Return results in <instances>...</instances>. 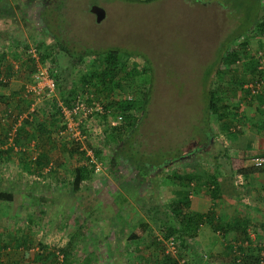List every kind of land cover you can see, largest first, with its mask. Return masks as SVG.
I'll use <instances>...</instances> for the list:
<instances>
[{
    "label": "rangeland",
    "instance_id": "obj_1",
    "mask_svg": "<svg viewBox=\"0 0 264 264\" xmlns=\"http://www.w3.org/2000/svg\"><path fill=\"white\" fill-rule=\"evenodd\" d=\"M36 1L0 0V68L9 66L11 69L12 65L13 71L6 77V84H0V115L6 106L25 112L27 104L36 99L25 93L24 88L18 93L20 86L29 83L32 73L26 72L25 67L19 77V67L23 64L29 68L28 50L33 48L41 52L43 48H37L39 43L51 46V54L39 59V63L48 65L60 87L75 94L80 91L77 87L79 76L97 65L96 52L107 48L127 52L118 75L119 79L122 76L121 87L104 90L94 82L90 83L91 94L101 102L108 98H140L144 93L147 96L144 109L133 112L135 125L122 144L105 140L104 134L110 126L107 115L91 118V126L96 131L88 134L84 145L92 151L98 149L100 162L94 153L93 157L100 164L98 170L77 186L72 182L74 171L81 163H86V155L74 141L57 136L59 125L52 113L54 105L50 97L41 96L36 101L35 114H26L27 121L19 122L30 131L20 134L26 142L27 133L36 132L37 123L45 125V132L37 135L44 136L43 142L37 139V143L47 150L49 170L54 171L48 174L46 167L42 177L37 178L22 173L20 164L15 165L23 163L22 159L27 161V154H21V150L10 152L6 160L0 159V191L11 194L10 201H0V264H160L165 239L160 222L166 216L164 204L175 198L174 191L180 188L163 174L169 170L183 174L194 166L193 171L199 172L196 179L199 181L206 171L214 168L215 161L220 160L222 156L215 154L224 147L230 149L236 145V149H242L233 155L242 162L252 153L237 148L242 146L244 138L228 143V136L220 130L215 115L206 110L204 90L220 85L215 82V73L226 49L230 50L249 35L247 48L254 50L260 40L250 37V33L264 12V0H40L43 25L48 26L49 33L31 23L33 17L27 18L28 10H32L30 6ZM91 5L102 8L100 20L96 21V16L90 12ZM52 7L56 8L53 25L49 23L53 13H48ZM54 42L64 46L65 51ZM70 53L80 55V61L73 62ZM246 62L241 55L233 69L235 77L243 75L248 83L251 73ZM129 71L138 74H129ZM225 83H221L222 87H226ZM244 90L242 85L236 84L226 88L223 96L226 104L236 108L235 112L231 111L230 124L238 125V135L248 138L252 137V133L247 132L249 127L255 128L262 118L259 116L254 124L250 122L248 108L257 100L245 95ZM54 97L62 99L56 91ZM45 110L51 113L43 114ZM253 112L255 114V110ZM2 126L5 130L6 123ZM262 132L259 130L258 135L251 138L252 144H261ZM129 143V149L125 148ZM28 144L25 147L19 144L18 149H27ZM112 155L122 161L111 169L108 160ZM144 165L149 167L144 170L146 177L137 178V195L119 205L117 192L121 176L125 172L135 176L134 171H129L135 166L144 168ZM252 167H245L243 173L264 171ZM56 173L60 179L51 181L50 176ZM247 178L251 177L241 179L244 182ZM198 183H193L191 188L187 185L185 189L204 195ZM237 186L242 188L243 184ZM206 193L209 195L208 191ZM199 199L205 200V197ZM217 213L223 215L221 211ZM138 215L148 222L149 231L139 241L129 240V225ZM263 215L245 226L252 232L251 243L264 239L260 228ZM168 220L178 226L173 218L165 219ZM229 220L219 219L225 227L231 223ZM212 226L213 223L204 220L198 226L199 230H207L209 238L213 239L208 248L184 240L188 249L180 246L179 264H192L187 256L190 248L197 256L204 255L206 262L217 261L212 246L219 239L213 234L217 228L214 230ZM21 239L29 244L27 248L17 244ZM67 242H70V249L64 255L58 249ZM228 251L232 253V248ZM224 261L230 264V256Z\"/></svg>",
    "mask_w": 264,
    "mask_h": 264
},
{
    "label": "trees",
    "instance_id": "obj_2",
    "mask_svg": "<svg viewBox=\"0 0 264 264\" xmlns=\"http://www.w3.org/2000/svg\"><path fill=\"white\" fill-rule=\"evenodd\" d=\"M48 11H49L48 12L49 14L53 13L49 19V23L53 25V22L55 19L54 16L56 15V12H55L56 8L52 7V10H48ZM41 14H43L42 11H41ZM40 21L41 19L39 20V23L41 24ZM263 25H264V12L259 18V20L256 22L255 30H253V32L250 33L251 34L250 37L251 36L257 37L260 40V41H257L256 47L254 48V50L257 48L259 49L263 46L261 39H260ZM43 27H44L43 29L44 32L49 33L47 29L48 26L47 28L45 26ZM52 37L56 38V35H52ZM248 38H249V35L246 36V38L242 39L240 42H238L236 46L231 47L230 50H227V49L225 50V52L221 56V66L219 69L216 70V73H215V82H217L220 85H216V87L207 88L204 90L205 98H206V103H205L206 110L208 111V113L215 115L220 130L223 133H225L226 136L229 137V139H234L237 136L239 130L238 128L235 127V125L230 124L231 122L229 121L230 119L229 117L231 115V111L236 110V108L235 106H231L225 103V99H224L225 97L223 96V91L228 87L236 86V84H239V86H241L242 83H246L248 81V79H246L245 76L243 75H241L240 77H235L236 72H234L235 70L233 69L234 64L236 63V61H238L241 58V55H243L245 60H247L246 66L248 67L249 72L251 73V76L249 78L253 79L252 77L254 76V74L259 73V70H257L256 62L253 59L254 50L250 51V49L247 48ZM56 43L58 45V48L61 51H65L64 46H62L61 44H58V42H54V44ZM41 47L43 48L41 52L38 51V49L37 51L35 50L38 60L39 59L43 60L51 54V46H47V45L44 46L41 43H39L37 48H41ZM95 54H97V57H98L97 65L96 66L94 65L88 72L86 71L79 76L77 87H79L80 91L76 94L72 93L73 91L70 89L66 90L60 87V85H58V80L56 78V75L50 72V75L52 76L54 83H55V91L57 92V95L59 96V98H62L60 100L63 101V103L68 105L70 101L73 100V98H75V95L81 94V96H84L85 92L87 91L91 92L92 89L90 88V83L92 84L94 82L97 84L99 83L101 88L104 90L105 88H109V87H121L120 80L122 79V76L119 79L118 75L121 74V71L125 63L124 58L128 55V53L118 48H107L103 51L96 52ZM70 56L74 59L73 62L80 61V58H81L80 55L71 54ZM26 60L28 61L29 68L27 66H23V64H20V67L18 65L19 70H20L19 77L22 76L23 74L22 72L25 69V67H26L25 69L26 72H32V73L36 68L34 58L31 57L30 53L27 54ZM10 73L11 74L13 73L12 65H11V69L9 66L3 69L0 68V84L1 83L6 84V81L8 80V78L6 77L8 75H11ZM128 73L135 74V75L136 73L138 74V72L136 71H129ZM223 81H226L225 83L226 87H222L221 83ZM22 88H24V85L23 87L20 86L18 93L22 92L23 90ZM66 92L68 95L66 94L67 96H64ZM263 92L255 94L253 95V97H251V98L255 97V99L257 100L256 106H260V103L263 101V98H264ZM14 94H16V92H14ZM244 94L249 95V90L245 89ZM146 96H147L146 93H144L142 97L140 98L123 97V98L116 99V100L112 98L111 99L108 98L104 102H101L98 100L106 109H109L111 117H114L115 115H118V114L121 115V120L117 124L108 127L109 131L108 132L106 131V133L104 134L106 141H110L113 144L120 143L121 141V144H122L123 140L128 138L129 136L128 133L131 130V128L134 127L135 120H136V116L133 114V112L134 111L139 112L144 109V105L146 103ZM95 97H97L95 94L93 95L91 94V99L96 100ZM49 101L51 102V105H54L52 107V113L54 114L55 121L59 122V116L57 114L58 108L56 106L57 99H55V97L53 98L52 96L50 97ZM251 101L252 99H250V103ZM30 103H28L27 105H29ZM28 107L25 112H22L23 110L18 111L14 108L10 109L7 106L4 107L5 111H3L4 113L0 115V127H1L0 129V144H1L0 145V159L6 160L9 157L10 152L13 153L14 148H16L17 151L21 150L19 151L21 152V154L23 155L27 154L28 156L26 155V158H27L26 162H24V160L22 159L21 162L23 163H19L20 171H22V173L26 172L28 174H32L34 177L37 178V177H42V174H43L42 170L46 169V167H48L47 168L49 172L48 174H51L52 171H54L53 169L52 171L49 170V168H51L50 167L51 163H50V156L48 155L47 150L42 145H39V143H37V139H39V142L40 141L41 143L43 142L44 136L39 138V136L37 135L42 131L45 132V125L41 122L37 123L36 124L37 127H34L36 132L27 133V136L25 138L27 140L26 142L23 141L21 137L22 135L20 134L21 131L23 132L25 131V129L22 127V123L21 124L19 123L20 121L17 123V125H15L13 135L11 136V138H9V136L7 135L11 131L13 124L16 122V116L20 114L21 112L26 113L28 111ZM36 111L37 110L32 111V112H27L26 114L32 116V114H35ZM46 112L49 113L50 111L45 110L43 114H46ZM259 113L261 112L259 111ZM234 114L235 113H233V115ZM27 115L21 119L23 122L27 121L26 118L29 117V116L27 117ZM102 117H106V116L102 115ZM3 122L6 123L5 130H3V126H2ZM57 128H56V132L58 131ZM33 138H35L34 141H33ZM28 140L30 141L28 142ZM19 144H21L24 147L26 144L30 146L27 149H18V147L20 146ZM130 144L131 143L127 144L125 148L129 149L128 145ZM93 153H94L95 158H97V161L100 162L101 158H100V155H99L100 152H98V149L94 148ZM118 159L115 158V156L113 155L110 156L108 160L109 161L108 166L111 169L113 167L115 168L118 161H122L121 158L119 160ZM86 163L85 164L81 163V165H79L78 168H76L74 171V176H73L74 178L72 182L73 184H75V186H77V184L80 181L87 180L89 175L94 170L93 164L91 163L86 164ZM148 167L149 166L144 165V168L142 169L145 170V168L147 169ZM138 168H141V167L135 166V169H138ZM163 176L169 182L178 184L180 188L174 191L175 198H173L172 200L164 204V211L166 215L165 219L169 217L173 218L178 224V226L177 227L173 226L172 224L169 223V220L168 221H165V219L160 220V222L163 225L164 231H165L163 234V237L165 239L168 236L174 237L175 243H176V252L174 254L165 253L164 245H163L162 246V261L160 262V264H179V260L181 259V254H182L180 252V246L183 250L188 249V247H186L184 240L187 239V237H190L194 234L195 230L198 228V226L203 220L206 222L209 221L210 223H213L212 228L214 230L217 228L218 230L223 231L224 229H223V224L219 221V219L216 220L214 218L215 212L212 209H209L204 213H198V212L191 213L188 211V206H189V200L187 198L188 191L185 189V187L186 188L188 187L187 185L193 178V175L191 174L180 175V174L175 173V171L173 170L171 171L169 170V171H166L163 174ZM213 179L214 178L211 177V182H209L207 185L208 189H211V186L213 187L210 190L211 191L210 194L212 197H214L217 194L216 193L217 188H215V183ZM138 186H139V182L137 178L134 175H131L130 173L125 172L121 176L120 181L118 182V187H119V191L117 192L118 204L121 205L128 198H134L137 195ZM1 200L10 201L11 194L6 193L4 191H0V201ZM250 222L252 221H250L249 219H246L244 221V226H246ZM237 223L239 222L237 221ZM260 228L262 229V231H264V222L261 224ZM147 231H149L148 222L144 219L143 216L138 215L133 219V221L129 225L127 238L129 240L139 241L147 233ZM239 232L241 233H239L238 235L239 238L237 240H241V241L248 240L249 241V237L245 229L239 228ZM250 243L251 241H249V245L245 246V250L247 253L244 252V254L240 256V258L237 261H235V257L238 255L235 256L233 252L229 253L230 264H258V249L259 248L258 246L257 247L251 246ZM17 244H21L26 248L29 245L26 243L25 239L18 240ZM69 249H70V242H67L66 244H64V246H62L58 250L61 251L64 255H66ZM62 253L61 255L63 257ZM194 263L195 264L199 263V256H197V259L195 260ZM151 264H156V263H151Z\"/></svg>",
    "mask_w": 264,
    "mask_h": 264
},
{
    "label": "crops",
    "instance_id": "obj_3",
    "mask_svg": "<svg viewBox=\"0 0 264 264\" xmlns=\"http://www.w3.org/2000/svg\"><path fill=\"white\" fill-rule=\"evenodd\" d=\"M249 45L251 48H253L251 46V43H249ZM256 105L257 103L256 104L254 103L253 105L251 104V106L248 108V114L251 117L250 122L254 124L259 118V116H261L262 120L259 121L258 123L259 125H257L256 123L255 128L249 127V129L247 130L248 133L250 134L252 133V137L258 135L257 132L259 130L263 131L262 135L264 136V109H262L261 106H256ZM240 106H241L240 110H242L243 107L241 104ZM254 110H255V114L253 112ZM259 111L261 113H259ZM22 127L25 130H27V132L30 131L29 129H26L27 127L25 125H23ZM253 131L255 133H253ZM243 136L244 135L242 134L241 135L237 134V136L234 139H229L228 137L227 139L229 140L228 143H232V142L238 141L241 138H244L245 140L242 146H237V148L241 147L245 151L252 152L251 155H249V157L252 155L258 154L260 152V144L259 145L257 143L252 144V141H250L252 137L247 138V136H244V137ZM16 151H17L16 148H14L13 152H16ZM240 151H242V149H236V145L235 146L233 145L230 149H227L224 147V149H222L221 152L217 151L215 156H222V157L219 158L220 160L215 161L216 163H215L214 168L208 172L206 171L204 177L198 179L199 181H196L197 176L199 175V172L197 173L193 171L194 166L187 168L186 169L187 171L183 173L185 175L186 174L193 175V178L188 184L189 188H191L194 185L193 183H196L197 185V183L199 182L198 186L200 185L199 187L204 192V195H203L201 194L202 192H196L195 194H193V192H189L190 190L188 191L187 193V197L189 200L188 209H190V212L191 213H194V212L203 213L209 209H212L214 212L216 211V213L214 214L215 215L214 218L216 220L223 219V218H225V220L226 219L229 220L230 218L229 221L231 222V223H228L229 225H227L226 227L223 226L224 228L223 231L217 229L218 231L222 232V237L216 238V239H219V242L217 243L214 242L212 246L213 248L212 251L215 252L214 256L217 261H214V262L207 261L206 262L205 261L206 258L203 257L204 255L202 256L199 251V254L201 256H199L198 264H228L224 260L225 258L229 257L228 249L230 247V243L233 240H237L239 238L238 235L239 233H241L239 232V228L245 229L247 232V235L250 232V229L244 226L243 220L249 219L250 221H255V219L260 217V214H264V184H262L264 183V171H262V173L252 172V173H249L248 175L243 173L244 168L247 166L251 167V165H249V162H248L249 157L244 159L243 162L239 158L235 157ZM189 162L191 163L192 161H189ZM15 165L19 166V163L16 162ZM252 168L264 169V165L258 168H255V167H252ZM210 176L214 178L213 181L215 183V188H217V191H216L217 194L214 197H212L210 194L211 193L210 190L213 187L209 185L211 186V189L207 188L208 183L211 182ZM247 176H250L251 178H247L246 179L247 181L245 180L243 182L242 179L246 178ZM234 177L236 179L233 180ZM50 178H51V181L54 179L55 180L60 179L59 173H56L55 176H50ZM253 180L255 181V184L252 185ZM238 182H241L243 184L242 188H238L239 187L237 186ZM243 188H247V191L244 190ZM206 191H208L209 195H207ZM201 196H204L205 200L199 199ZM206 201L207 203H205ZM207 205H208L207 209L204 210V208ZM219 211H221V213L223 214L222 216L220 215V213H217ZM237 221L239 223H237ZM232 222H235L236 224H233ZM217 230H215L213 234H216ZM187 239H188V242H190L191 244L201 245L207 248L208 246H210L209 244H211L209 243V241L213 242V239L209 238L208 231L205 229L199 230V228H197L194 234L188 237ZM196 255L197 254L195 253L194 249L190 248L188 250L187 256H188L189 261L192 264H195L194 262L197 259ZM214 256L212 255L213 260H214Z\"/></svg>",
    "mask_w": 264,
    "mask_h": 264
},
{
    "label": "built area",
    "instance_id": "obj_4",
    "mask_svg": "<svg viewBox=\"0 0 264 264\" xmlns=\"http://www.w3.org/2000/svg\"><path fill=\"white\" fill-rule=\"evenodd\" d=\"M260 39L263 46L259 49H255L253 52V59L256 62L259 73H255L252 77L253 79H251L248 83L242 84L245 89L249 90V96H253L264 91V25L262 27ZM29 53L31 57L34 58L36 68L30 75L29 83L24 85V91L25 93L32 94L33 98L36 97V99L31 101L28 107L27 112H32L36 110V101H38L41 96L43 98L45 97L44 99H46L54 95L55 83L52 76L50 75L48 65L39 63L35 50L31 48L29 49ZM237 62L238 61H236V63ZM56 106L58 108L57 114L59 116L57 136L67 141H74L76 144H78L79 149L81 151L83 150L86 155V162L94 165L93 171L98 170L99 163L94 159L91 147H86L84 145L88 134L96 131V129L91 126V118L96 115H107L109 119L107 121L108 124L113 126L121 120V115L118 114L114 117H111L109 109H106L99 101L91 99V92L88 91L84 93V96H81V94L75 95V98H73V100H71L68 105L63 103L61 100H57ZM260 106L262 109H264V98L260 103ZM26 113H20L17 115V121L14 123V127L21 120V118L26 116ZM14 127L8 133L9 138H11L13 135ZM235 127L238 128V125ZM248 162L249 165L253 167H261L264 165V138H262L260 144V152L250 156L248 158ZM241 184V182H238V185ZM216 236L222 237V232L217 230ZM252 236V232H249V241L253 240ZM249 241L233 240L230 243L232 252L235 254V256L238 255L235 257V261H237L240 256L246 252L245 246L249 245ZM163 245L165 253L174 254L176 252V243L173 236H168L166 239H164ZM250 245L254 247L258 246V264H264V239L256 243H250Z\"/></svg>",
    "mask_w": 264,
    "mask_h": 264
},
{
    "label": "flooded vegetation",
    "instance_id": "obj_5",
    "mask_svg": "<svg viewBox=\"0 0 264 264\" xmlns=\"http://www.w3.org/2000/svg\"><path fill=\"white\" fill-rule=\"evenodd\" d=\"M30 7L32 9L31 11L28 10V12H27V10H26L27 18L29 19L30 17H33V20L31 21V23L33 22V24H36L37 27H39L40 29L43 30L44 29V27H43L44 25H43L42 17H44V16H42V14H41V8H40L41 7V3H40V0H37L36 2H34ZM40 19H41V24L39 23ZM132 171H134V174H135L136 178L146 177V175H147V173H145V171L142 168L134 169V170H131L129 172H132Z\"/></svg>",
    "mask_w": 264,
    "mask_h": 264
},
{
    "label": "water",
    "instance_id": "obj_6",
    "mask_svg": "<svg viewBox=\"0 0 264 264\" xmlns=\"http://www.w3.org/2000/svg\"><path fill=\"white\" fill-rule=\"evenodd\" d=\"M89 10L96 16V21L100 20V18L103 16V10L99 6L91 5Z\"/></svg>",
    "mask_w": 264,
    "mask_h": 264
}]
</instances>
